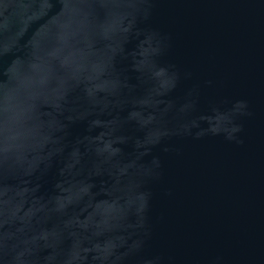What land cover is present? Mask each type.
Listing matches in <instances>:
<instances>
[{
	"label": "water",
	"instance_id": "water-1",
	"mask_svg": "<svg viewBox=\"0 0 264 264\" xmlns=\"http://www.w3.org/2000/svg\"><path fill=\"white\" fill-rule=\"evenodd\" d=\"M0 264H264V0H0Z\"/></svg>",
	"mask_w": 264,
	"mask_h": 264
}]
</instances>
